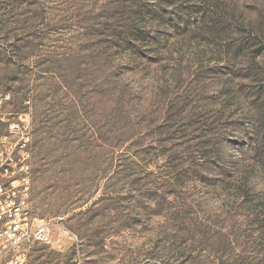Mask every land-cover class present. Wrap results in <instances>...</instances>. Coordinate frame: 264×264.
Masks as SVG:
<instances>
[{"label": "rangeland", "instance_id": "1", "mask_svg": "<svg viewBox=\"0 0 264 264\" xmlns=\"http://www.w3.org/2000/svg\"><path fill=\"white\" fill-rule=\"evenodd\" d=\"M117 1L0 0V134L28 153L51 231L23 264H264V217L236 197L244 181L264 188L249 141L229 131L220 167L198 151L227 34L204 16L207 32L164 26L155 52L125 51L103 28ZM223 2L251 24L264 15V0Z\"/></svg>", "mask_w": 264, "mask_h": 264}, {"label": "trees", "instance_id": "2", "mask_svg": "<svg viewBox=\"0 0 264 264\" xmlns=\"http://www.w3.org/2000/svg\"><path fill=\"white\" fill-rule=\"evenodd\" d=\"M223 3V0H119L108 11L111 21L103 28L104 32L107 28L109 42L125 51L148 55L157 48L158 44L152 41H158L159 28L192 29V25L198 27L202 20L207 32L204 16L210 17L209 33L227 35L222 38L216 56L209 60L214 64L206 70L211 79L218 80L217 101L214 100V108L210 107L217 118L208 122L205 114L199 118L203 123L195 130H200L197 136L201 138L200 157L222 166L219 145L232 131L241 143L249 141L252 166L264 177V15L257 24H251V20H245L239 11L229 10ZM116 19L121 20L118 26ZM150 23H157L156 28H150ZM243 172L250 175L246 169ZM244 182L237 184L236 197L241 199L240 204L249 203L252 211L264 217V188L253 197L249 194L253 180Z\"/></svg>", "mask_w": 264, "mask_h": 264}, {"label": "built area", "instance_id": "3", "mask_svg": "<svg viewBox=\"0 0 264 264\" xmlns=\"http://www.w3.org/2000/svg\"><path fill=\"white\" fill-rule=\"evenodd\" d=\"M7 135L0 134V264H23L21 249L47 242L50 224L33 212L28 153L14 158Z\"/></svg>", "mask_w": 264, "mask_h": 264}]
</instances>
